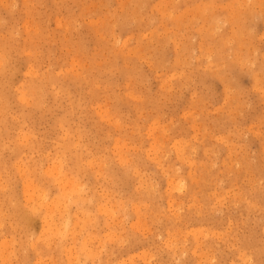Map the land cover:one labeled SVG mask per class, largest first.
<instances>
[{
    "label": "rangeland",
    "instance_id": "374dc122",
    "mask_svg": "<svg viewBox=\"0 0 264 264\" xmlns=\"http://www.w3.org/2000/svg\"><path fill=\"white\" fill-rule=\"evenodd\" d=\"M0 224V264H264V0H0Z\"/></svg>",
    "mask_w": 264,
    "mask_h": 264
},
{
    "label": "bare ground",
    "instance_id": "6f19581e",
    "mask_svg": "<svg viewBox=\"0 0 264 264\" xmlns=\"http://www.w3.org/2000/svg\"><path fill=\"white\" fill-rule=\"evenodd\" d=\"M149 2V1H148ZM8 6V5H7ZM144 7V6H143ZM205 9V8H204ZM30 10V9H29ZM214 10V9H213ZM189 12V11H188ZM242 12V11H241ZM33 13V12H32ZM164 13V12H163ZM246 13V12H245ZM186 14V13H185ZM12 15V14H11ZM165 15V14H164ZM207 16V15H206ZM206 18V17H205ZM208 20V19H207ZM109 21V20H108ZM196 22V21H195ZM216 22V21H215ZM203 23V22H202ZM212 23V22H211ZM193 24V23H192ZM195 24V23H194ZM239 25V24H238ZM30 28V27H29ZM193 33V32H192ZM159 35V34H158ZM130 38V37H129ZM127 41V40H126ZM114 43V42H113ZM185 44V43H184ZM163 45V44H162ZM77 47V46H76ZM17 49V48H16ZM256 53V52H255ZM141 54V53H140ZM190 58V57H189ZM180 59V58H179ZM3 72V71H2ZM10 72V71H9ZM79 73V72H78ZM5 74V73H4ZM36 75V74H35ZM46 87V86H45ZM3 90V89H2ZM45 97V96H44ZM29 99V98H28ZM45 104V103H44ZM31 108V107H30ZM252 153V152H251ZM122 155V154H121ZM235 156V155H234ZM70 157V156H69ZM195 157V156H194ZM123 158V157H122ZM122 162V161H121ZM181 162V161H180ZM230 167V166H229ZM201 169V168H200ZM169 170V169H168ZM229 171V170H228ZM237 172V171H236ZM203 177V176H202ZM204 178V177H203ZM181 182V181H180ZM199 182V181H198ZM211 182V181H210ZM194 188V187H193ZM32 197V196H31ZM34 197V196H33ZM239 198V197H238ZM217 201V200H216ZM140 205V204H139ZM6 218V217H5ZM1 225V224H0ZM7 249V248H6Z\"/></svg>",
    "mask_w": 264,
    "mask_h": 264
}]
</instances>
